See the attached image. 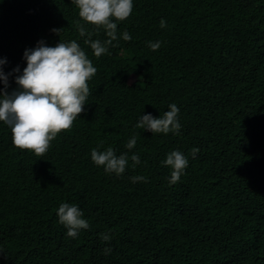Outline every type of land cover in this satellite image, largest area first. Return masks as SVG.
<instances>
[{"label": "trees", "instance_id": "1", "mask_svg": "<svg viewBox=\"0 0 264 264\" xmlns=\"http://www.w3.org/2000/svg\"><path fill=\"white\" fill-rule=\"evenodd\" d=\"M77 20L72 0H0L5 72L22 69L39 39H76L97 69L84 110L43 155L16 147L0 122V264H264V0H133L99 57ZM169 103L180 109L179 134L135 127L140 113L162 115ZM97 145L141 163L106 174L90 159ZM173 149L188 165L169 185L160 161ZM61 202L89 223L75 238L58 222Z\"/></svg>", "mask_w": 264, "mask_h": 264}, {"label": "clouds", "instance_id": "2", "mask_svg": "<svg viewBox=\"0 0 264 264\" xmlns=\"http://www.w3.org/2000/svg\"><path fill=\"white\" fill-rule=\"evenodd\" d=\"M78 9V16L85 24L91 23L94 30H105L107 39H91L93 32L88 31L80 20L75 21L79 37L83 43L92 49V54L99 57L107 53L108 47L117 41V22L125 20L132 12L133 0H72ZM161 28L166 27L163 18L159 21ZM57 32L59 29H52ZM120 37L128 41L132 37L127 30ZM161 41H148L150 49L156 50ZM24 66H14L9 72L4 71L6 58H0V122L10 128L13 144L20 149H28L35 155H43L49 148L50 141L65 129L72 127L73 121L84 110L89 95L88 81L95 75L97 69L88 58L85 50L76 39L58 40L54 45H48L43 39L36 41L33 47H26L22 52ZM13 76L16 87L8 91V77ZM180 109L175 103H169L162 115L151 113L139 115L135 127L151 133L169 132L179 134L181 123L178 113ZM136 135H131L126 144L132 149L136 144ZM90 150V159L96 166H102L106 174L120 176L126 167H136L141 163L138 153L122 152L116 154L112 147ZM198 149L193 147L190 155L195 156ZM131 160V165H129ZM168 166L170 174L167 177L169 185L181 180L187 165L188 157L178 149L166 153L160 161ZM132 182L147 181V177L136 175L130 177ZM58 222L66 229V236L75 238L81 229L89 227L83 212L75 203L61 202L56 209ZM110 235H101L104 241L110 240ZM105 253L110 248L104 249Z\"/></svg>", "mask_w": 264, "mask_h": 264}]
</instances>
